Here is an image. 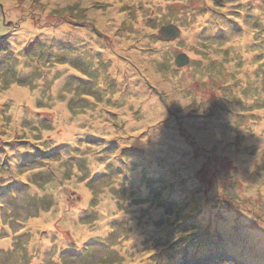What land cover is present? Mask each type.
<instances>
[{"label": "rangeland", "instance_id": "1", "mask_svg": "<svg viewBox=\"0 0 264 264\" xmlns=\"http://www.w3.org/2000/svg\"><path fill=\"white\" fill-rule=\"evenodd\" d=\"M0 3V264H264V0Z\"/></svg>", "mask_w": 264, "mask_h": 264}, {"label": "trees", "instance_id": "2", "mask_svg": "<svg viewBox=\"0 0 264 264\" xmlns=\"http://www.w3.org/2000/svg\"><path fill=\"white\" fill-rule=\"evenodd\" d=\"M0 5H1V3H0ZM60 14H63V13H60ZM11 22L12 23H10V25H13V24L20 25L18 20H16V21L12 20ZM2 23H1V26H0V32H1L2 27H4ZM7 40H8V37H6L5 33L0 34V42L1 43L5 44V42ZM15 138H17L16 142L25 143V142L29 141V139L26 138V137H15ZM6 142H8V141H6ZM227 186L223 185L222 187L226 188ZM192 224L193 225L191 226V230L188 232V229H187L186 232H185V233H187V235L184 236L183 238H179V240H176V241L183 242V243H190V242H193V239H195L196 240L195 243H196L197 246L198 245H206L207 244V245H209V250L210 251H217L219 253V255H220L219 257H222L223 255H226L224 253L231 254L232 252L239 253L242 256H249L250 255L249 251L245 252V250H243V249H236L235 250L234 248L233 249L229 248L227 246V243H229V242L226 241V240L223 241L221 236H212L211 234L209 235L208 234L209 232H207V231H205L203 229V225H201V221H199V220L192 221ZM203 251L204 250H194L191 253H189V255L192 256V257H195V256H198L200 254L205 253ZM255 255H257L259 257V254L256 253V252H255ZM184 257L187 258L188 255L186 254ZM197 259H198V257H197ZM259 264H261V263H259Z\"/></svg>", "mask_w": 264, "mask_h": 264}, {"label": "water", "instance_id": "3", "mask_svg": "<svg viewBox=\"0 0 264 264\" xmlns=\"http://www.w3.org/2000/svg\"><path fill=\"white\" fill-rule=\"evenodd\" d=\"M168 28H167L168 30L166 29L165 31L161 30L162 34H168L171 31H172L170 33L171 36H177L179 34V28L175 24L170 25ZM188 60H189V55L185 52H181L177 54L175 57V62L177 66H182V65L187 64Z\"/></svg>", "mask_w": 264, "mask_h": 264}, {"label": "bare ground", "instance_id": "4", "mask_svg": "<svg viewBox=\"0 0 264 264\" xmlns=\"http://www.w3.org/2000/svg\"><path fill=\"white\" fill-rule=\"evenodd\" d=\"M246 38H248V37L245 36V37H244V40H245ZM125 45H126V44H125ZM260 131H261V130H260ZM261 142H264V141H261ZM211 235H212V236H216L214 233H211ZM222 239H223V241H225V238H224V237H222Z\"/></svg>", "mask_w": 264, "mask_h": 264}]
</instances>
